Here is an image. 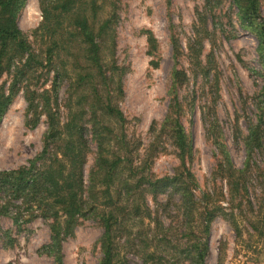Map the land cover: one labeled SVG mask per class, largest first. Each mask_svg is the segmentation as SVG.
I'll list each match as a JSON object with an SVG mask.
<instances>
[{"label":"rangeland","instance_id":"374dc122","mask_svg":"<svg viewBox=\"0 0 264 264\" xmlns=\"http://www.w3.org/2000/svg\"><path fill=\"white\" fill-rule=\"evenodd\" d=\"M203 7L204 0H117L115 59L123 95L115 103L125 119L127 141L134 143L131 154L137 162L147 160L156 178L172 176L180 165L169 128L162 129L168 115L178 118L190 144L186 166L200 192L226 193L218 173L224 156L238 170L250 165L247 197L240 206L233 205L240 236L228 221L217 217L210 226L205 264H264V61L257 40L240 25L231 0H220L211 12H204ZM259 8L264 18V0H259ZM200 15H204V24ZM40 21L38 0H26L17 26L30 43ZM202 25L207 35L201 33V67H196L188 47ZM52 80V74L44 73L32 88L50 90ZM9 82L7 76L0 79L5 86ZM66 87L60 83L56 88L61 121L66 117ZM30 119L19 92L0 124V171L18 169L41 154L47 121L41 116L33 125ZM250 123L260 125L262 147L248 159L244 145ZM88 139L86 186L96 151L90 135ZM148 203L170 227L169 253H163L162 264H188L179 255L185 239L175 212L177 197L164 194L154 201L149 196ZM222 206L229 212L227 201ZM50 226L51 221L44 219L17 226L0 213V264H99L103 230L97 220H80L73 235L63 238L60 250L48 254ZM120 259L121 264H143L138 242L132 240L122 248Z\"/></svg>","mask_w":264,"mask_h":264},{"label":"trees","instance_id":"16d2710c","mask_svg":"<svg viewBox=\"0 0 264 264\" xmlns=\"http://www.w3.org/2000/svg\"><path fill=\"white\" fill-rule=\"evenodd\" d=\"M219 2L204 0V12H211ZM231 2L240 25L257 40V51L264 61V18L259 0ZM25 3L0 0V79L7 76L10 81L7 86L0 84V124L14 95L22 92L29 122L36 125L45 116L47 131L38 157L18 169L0 171V213L17 226L36 219L50 220L51 245L45 247L48 254L52 249L60 250L63 238L73 235L80 220H97L103 230L99 264H121V250L132 240L138 242L143 264H162L170 227L153 212L149 196L154 201L164 194L177 197L175 212L185 239L179 255L188 264H205L210 226L217 217L228 221L239 237L233 205L240 206L247 197L248 163L238 170L224 156L218 173L226 193L200 192L186 166L190 144L178 118L171 115L162 129L169 128L180 160L172 176L154 177L150 163L137 162L131 154L134 143L127 141L125 119L115 103L123 95L122 75L115 59L117 0H38L41 21L32 33V43L17 26ZM203 32L207 35L202 25L188 47L196 67H201ZM44 73L53 75L51 89L32 88ZM201 73L207 71L201 69ZM60 83L67 85L64 121L56 107ZM151 129L155 130L154 125ZM88 135L96 151L86 186ZM261 140L260 125L250 123L244 145L248 159L262 147ZM219 147L223 148L221 144ZM223 201L228 202L229 212Z\"/></svg>","mask_w":264,"mask_h":264},{"label":"bare ground","instance_id":"6f19581e","mask_svg":"<svg viewBox=\"0 0 264 264\" xmlns=\"http://www.w3.org/2000/svg\"><path fill=\"white\" fill-rule=\"evenodd\" d=\"M252 44V43H251ZM253 44H254V42H253Z\"/></svg>","mask_w":264,"mask_h":264}]
</instances>
